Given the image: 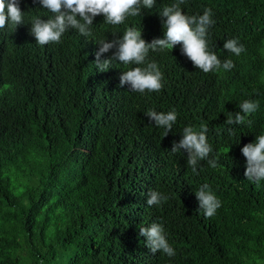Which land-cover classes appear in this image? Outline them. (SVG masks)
<instances>
[{"label": "trees", "instance_id": "1", "mask_svg": "<svg viewBox=\"0 0 264 264\" xmlns=\"http://www.w3.org/2000/svg\"><path fill=\"white\" fill-rule=\"evenodd\" d=\"M175 2L156 0L115 33L98 23L91 39L70 29L40 46L29 15L0 30V264H264V180H247L241 151L264 134V0L181 4L188 16L212 10L208 51L221 64L231 59V70L205 73L177 44L152 53L162 89L140 93L120 87V76L148 57L144 65L113 61L104 72L85 58L133 22L164 39L160 12ZM229 39L244 46L239 56L224 49ZM244 100L257 110L242 125L226 124ZM149 110H175L172 130L150 121ZM203 124L230 152L228 172L212 168L211 156L193 172L171 151L186 127ZM149 162L173 169V180L150 173ZM205 183L221 202L210 218L196 197ZM150 190L168 199L148 206ZM152 223L163 225L175 255L147 247L139 228Z\"/></svg>", "mask_w": 264, "mask_h": 264}, {"label": "clouds", "instance_id": "2", "mask_svg": "<svg viewBox=\"0 0 264 264\" xmlns=\"http://www.w3.org/2000/svg\"><path fill=\"white\" fill-rule=\"evenodd\" d=\"M155 2L156 0H0V30L9 27L16 29L27 21L25 16L29 15L28 20H32L31 34L40 46L59 43L63 34L70 29H75L80 35L91 39L94 37L96 24L111 25L115 33L117 25L123 24L130 16L141 15L142 8H153ZM183 3L184 0H176L160 12L165 29L164 39H159L158 32L155 33L151 27H140L133 22L126 24L117 36L107 40L98 39L90 52L85 49V58L93 61L98 71L104 72L110 68L113 61L118 60L124 65H144L148 57L153 62H147L146 67L131 68L120 76V87L128 85L130 91L140 93L146 90L158 92L162 89L163 74L155 63L156 59L152 58V53L173 49L177 44L182 45L181 54L205 73L218 71L221 67L231 70L234 67L231 59L221 64L217 55L208 51L207 31L215 23L211 18L212 10L206 8L202 15L188 16L181 10ZM224 49L236 56L245 50L236 39L225 41ZM238 107L241 111L236 112L234 118L229 115L226 124H244L246 115L257 110L258 102L244 100ZM146 115L156 126L165 128L168 132L177 120L175 110L167 113L149 110ZM247 123L250 125L251 121ZM207 126L209 125H201L200 131L194 130L192 126L186 127L182 139L178 143L174 142L173 147H170L171 151L176 152V159H187V164L193 172L197 171L198 162L208 159L209 156L211 158L208 163L212 168H217L221 173L228 172L230 152L222 147L223 143L218 140L219 134L212 135ZM241 151L246 159L247 180L256 183L264 180V134L257 136L254 143L246 144ZM145 165L150 173L168 172L169 181L173 180V169L170 167L158 168V164L153 167L150 162ZM149 181L146 183L149 184ZM148 197V206L159 205L168 199L158 190H150ZM196 197L199 210L203 209L207 218L214 216L221 207V202L206 183L196 191ZM139 234L147 238V247L153 254L162 251L169 257L175 255L174 249L166 239L162 224L152 223L148 227L141 225Z\"/></svg>", "mask_w": 264, "mask_h": 264}]
</instances>
